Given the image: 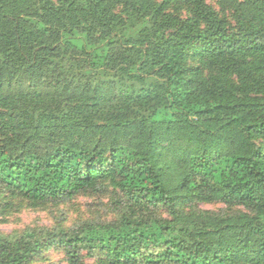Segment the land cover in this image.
Here are the masks:
<instances>
[{
  "label": "trees",
  "instance_id": "1",
  "mask_svg": "<svg viewBox=\"0 0 264 264\" xmlns=\"http://www.w3.org/2000/svg\"><path fill=\"white\" fill-rule=\"evenodd\" d=\"M120 1L0 0V193L122 195L109 221L0 232V264H264V0H219L234 33L206 0Z\"/></svg>",
  "mask_w": 264,
  "mask_h": 264
},
{
  "label": "rangeland",
  "instance_id": "2",
  "mask_svg": "<svg viewBox=\"0 0 264 264\" xmlns=\"http://www.w3.org/2000/svg\"><path fill=\"white\" fill-rule=\"evenodd\" d=\"M162 0H158L160 2ZM214 8L217 14L228 21L230 32L234 33L239 28L238 16L232 10H224L219 0H206ZM117 9L119 16L126 18L124 0ZM173 14L185 19L189 16V9L183 7L181 12ZM109 31L96 33L97 41L106 39ZM189 67L199 68L205 78L216 72L200 61L197 57L191 58ZM264 79V74L262 75ZM120 192L105 182L95 190L78 192L70 197L59 200H49L42 204H34L20 195H13L9 191L0 193V232L7 234H21L27 230L49 229L54 231L59 228L69 229L88 222L109 221L114 219L118 211V202L121 199ZM202 210L211 211L221 218L246 212L244 208L236 204H224L220 202L201 203L197 205ZM120 208V206H119ZM155 213L162 218L168 215L164 209H156ZM85 254V253H84ZM87 264L93 260L85 258ZM29 264H69L65 254L58 245L42 250Z\"/></svg>",
  "mask_w": 264,
  "mask_h": 264
}]
</instances>
